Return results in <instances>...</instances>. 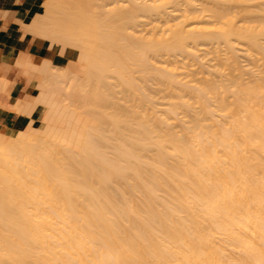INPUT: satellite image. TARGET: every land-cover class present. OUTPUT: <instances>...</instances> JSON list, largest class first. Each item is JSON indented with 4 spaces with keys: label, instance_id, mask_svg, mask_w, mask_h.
<instances>
[{
    "label": "bare ground",
    "instance_id": "obj_1",
    "mask_svg": "<svg viewBox=\"0 0 264 264\" xmlns=\"http://www.w3.org/2000/svg\"><path fill=\"white\" fill-rule=\"evenodd\" d=\"M24 27L95 76L45 59L32 102L0 100L47 107L0 132V264H264V0H48Z\"/></svg>",
    "mask_w": 264,
    "mask_h": 264
},
{
    "label": "crops",
    "instance_id": "obj_2",
    "mask_svg": "<svg viewBox=\"0 0 264 264\" xmlns=\"http://www.w3.org/2000/svg\"><path fill=\"white\" fill-rule=\"evenodd\" d=\"M42 1L0 0V78L8 82L4 94L0 93V100L8 101L10 106L17 98L26 102L35 99V80L28 78L26 73L37 76L27 72L25 67L29 69L38 65L43 59L59 64L67 58L57 46L45 45L43 39L24 27L33 15L40 12ZM23 63L25 65L20 66ZM5 106L0 105V132L9 134L24 128L29 119L39 120L45 111L43 105H38L27 116Z\"/></svg>",
    "mask_w": 264,
    "mask_h": 264
},
{
    "label": "rangeland",
    "instance_id": "obj_3",
    "mask_svg": "<svg viewBox=\"0 0 264 264\" xmlns=\"http://www.w3.org/2000/svg\"><path fill=\"white\" fill-rule=\"evenodd\" d=\"M43 2V4L41 5V8H40V12L39 13H41V12H43V9L45 8V6H46V4H47V2H48V0H43L42 1ZM77 5H78V3H77ZM81 6V4H79V7ZM112 6V5H111ZM110 6V7H111ZM110 7H107V8H110ZM31 20V19H30ZM28 31V30H27ZM30 32V31H29ZM32 33V32H31ZM33 35H36V36H38V37H40L41 39H43V41H44V44L45 45H47V46H57L58 47V51L60 52V53H62V54H64V55H66L67 56V58H66V60H63V61H60V63L59 64H53L49 59H46V62L47 63H50L52 66L50 67L53 71L54 70H56V71H58V68H59V70L61 69V71H63V73H64V71L67 73V71H70L71 72V69L73 70L72 72V74L73 75H77L78 76V78L79 79H77V77L76 76H73V75H71V76H69V77H76V79L75 78H73V79H75V81H77V83H78V81H83V79H85L84 77H85V75H86V73L85 72H87L88 74H89V78H92V76H91V74L92 75H94L93 74V71H94V69H91V70H88L87 68L88 67H86L87 66V62H86V60L84 59V58H82V55H81V49L79 50V49H77L78 47H75V46H72L71 44H65L64 45V47L63 46H61L62 44H61V42H56L55 40L54 41H52V40H49L50 38H45V37H42V36H40V35H38V34H36V33H32ZM130 38H132L133 39V37L131 36ZM130 38H127V41H124V40H126V39H123L122 41L124 42V44H123V42H121V44H120V46L123 44L124 45V47H126V48H128V40L130 39ZM121 41V40H120ZM120 41H118V42H120ZM51 42V43H50ZM95 42H97V40L95 41ZM125 42H128L127 44L128 45H125L126 43ZM130 43H133V40H132V42H130ZM117 45H118V43H117ZM117 45H114L113 47L114 48H112V47H108L107 49H104V46L102 45V44H99V42H97V44H95V46L98 48L97 50L94 48V47H92V52H94V50H96V51H98V50H100V51H98V52H94L95 53V58H97L98 57V54L100 53V55H102L101 54V52L103 51L102 49H104V51H103V53H104V55L103 56H100V59H102V58H104V57H106V52L107 53H111V52H108V50H115L114 51V53H111V57H109V58H107L106 57V60L108 61L109 60V62H111L110 64L112 65L113 64V67H114V64H116L117 63V61H118V58L120 57L121 58V53H123V52H125L123 55H127V52L126 51H128L131 47H129L128 48V50L126 49V48H124L123 47V45H122V50H119V49H121V48H117ZM132 46H133V44H132ZM101 48V49H100ZM123 49L125 50V51H123ZM131 49H133V47L131 48ZM131 49L129 50V51H131ZM79 51H80V54H78L79 53ZM120 51V52H119ZM133 52V51H132ZM131 53V52H130ZM112 55H115V59H114V57L112 56ZM130 54H129V52H128V56H129ZM110 56V55H109ZM132 58H131V60L130 59H123V61L124 60H128L129 62H131L132 60H133V54H131L130 55ZM129 56V57H130ZM91 57H94V54H91ZM113 57V60H111V58ZM84 59V60H82V59ZM99 58H97L96 60H94V62L95 61H100V62H98L97 64H99V63H108L107 61H105V59H102V60H98ZM45 59H43L41 62H44V63H42V64H46V62L44 61ZM70 61V62H69ZM71 61H73L72 63H71ZM92 61V60H91ZM103 61V62H102ZM105 61V62H104ZM114 61H116L115 63H113ZM128 61H126L127 63H129ZM125 62V63H126ZM251 62V61H250ZM70 63V65H68ZM253 62H251V64H252ZM50 64H48L49 66H50ZM110 64L108 63L107 65L110 67ZM36 67H34V66H31V68H29V69H27V72H31V73H36V78L34 77V76H30V74H28V73H26L27 74V77L29 78V77H31V78H33L34 80H35V97L37 96V94H38V92H39V88H41V86L43 87V86H47L48 87V85H46V84H48V82H46V81H43V80H45V74H44V68H43V66H45V65H41V63L40 64H38V65H35ZM39 66H42V68H40ZM69 66V67H68ZM38 67V68H37ZM73 67V68H72ZM84 67V68H83ZM112 67V66H111ZM64 68H66V69H64ZM40 69H43V72H41V70ZM48 70H50L49 68H47ZM69 69V70H68ZM86 70H88V71H86ZM61 71H58V73H60ZM74 71H76V72H74ZM85 71V72H84ZM68 74H70L69 72H68ZM67 74V75H68ZM95 76V75H94ZM109 77V76H108ZM107 77V78H108ZM107 78H105V81H111V83H113V85H111V83L109 84V86H110V89L112 90V87H114V86H116V84H115V82L113 81V80H115L113 77H109V79L107 80ZM112 78H113V80H112ZM42 82H44V83H42ZM65 82V81H64ZM68 82H69V80H68ZM67 80H66V83H64L63 84V82L62 83H60V85L61 84H63L62 86L63 87H65V92H67L66 90V85H67ZM86 82V81H85ZM77 83H75V85H77ZM81 84V83H80ZM80 84H78V86H80ZM83 84V83H82ZM77 86V87H78ZM86 86V85H85ZM85 86L83 87V85H82V87L84 88V89H86L85 88ZM47 87H44L45 89L47 88ZM82 89V88H81ZM81 89H78L77 90V92L78 93H80L81 92V94H79L80 96H78V94H77V96H78V99H81L82 97H81V95H82V93L83 92H85L83 89V91H81ZM115 89H117V88H114L112 91H109V92H113V95H114V97L115 96H117V98H119V96H120V93L119 94H116V92H118V91H115ZM33 90V91H34ZM118 90V89H117ZM80 91V92H79ZM0 92H2V94L4 93L2 90H0ZM63 94V93H62ZM60 92H58V93H56L55 94V96H57V97H55V96H53V97H55V99H57L55 102L56 103H58L57 101H59V103L62 105V106H66L65 104H67V103H69L70 101L68 100V102H67V100L66 101H60L59 99H65V94H63L62 95ZM70 94H72L71 93V91H70V93H69V97L68 98H74V101H75V103L73 102L72 103V105H74V107L76 108L75 110H78V112H80V109L82 110L83 109V107L81 106V108H79V106H77V104H80V105H82V103H81V100L79 101L77 98H75V96H74V94L75 93H73L72 94V96L70 95ZM60 95H62V97L60 96ZM71 96V97H70ZM74 96V97H73ZM54 99V100H55ZM71 100H73V99H71ZM78 100V101H77ZM2 102H5V101H3L2 100ZM2 102H0V104L2 103ZM63 102V103H62ZM128 104H129V102H127ZM68 105V104H67ZM72 105H70V108L69 109H72ZM45 107V106H44ZM69 107V106H68ZM112 107V106H111ZM45 109H47V107H45ZM108 110V109H107ZM114 110V109H113ZM113 110L111 109L109 112H113ZM44 113H45V111H44ZM44 113H43V115H44ZM42 115V116H43ZM42 118V117H41ZM40 118V119H41ZM96 122V121H95ZM99 122H97V124H98ZM28 124V123H27ZM26 126V125H25ZM113 125H111V124H106L105 125V127L106 128H110V127H112ZM25 128V127H24ZM23 129V128H22ZM7 134H9V133H7ZM9 135H12V134H9ZM2 198V196L0 197V199ZM3 199V198H2ZM1 199V200H2ZM2 204H4L3 202H2ZM6 205V207H4ZM4 208L3 207H1L2 209V211L0 210V212H2V213H0V215H2V216H4V217H6V216H8V217H12V216H9L8 214H11V215H13V216H15L16 217V221L18 222L19 220H18V218H17V214L16 213H14L13 212V210H12V207H10L9 205H7V204H4ZM8 207V208H7ZM6 208L7 209H11V211H7V212H5L6 211ZM1 223H2V221H0Z\"/></svg>",
    "mask_w": 264,
    "mask_h": 264
}]
</instances>
